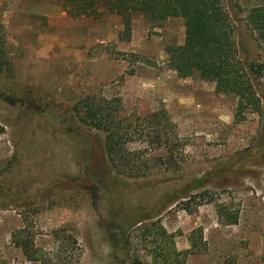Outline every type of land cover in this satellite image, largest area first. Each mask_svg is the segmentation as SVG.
Masks as SVG:
<instances>
[{
    "label": "rangeland",
    "instance_id": "374dc122",
    "mask_svg": "<svg viewBox=\"0 0 264 264\" xmlns=\"http://www.w3.org/2000/svg\"><path fill=\"white\" fill-rule=\"evenodd\" d=\"M223 2L258 113L240 116L234 97L168 68L180 19L135 16L126 31L103 10L72 19L62 0H0V264H37L12 243L19 231L53 264H158V226L191 252L185 264H264V43L246 18L261 0ZM86 97L119 101L110 113L131 126L126 148L144 166L110 170L103 133L81 121ZM161 110L179 142L171 165L150 134L143 144L145 117ZM55 233L67 247L58 262Z\"/></svg>",
    "mask_w": 264,
    "mask_h": 264
},
{
    "label": "trees",
    "instance_id": "16d2710c",
    "mask_svg": "<svg viewBox=\"0 0 264 264\" xmlns=\"http://www.w3.org/2000/svg\"><path fill=\"white\" fill-rule=\"evenodd\" d=\"M62 9L72 19L100 18V10L115 15L122 20L124 30H129L130 22L135 16L142 17L146 22L154 25L162 24L170 19H180L184 27V40L180 45H170L166 48L168 68L176 73L180 79L197 78L214 84L215 92L236 99V113H258L260 100L256 95L249 71L238 60L235 29L230 13L223 0H62ZM247 25L257 42L264 43V0L254 6L247 14ZM1 45V43H0ZM9 64L0 58V72ZM3 70V71H4ZM7 72V70H5ZM251 73L259 75L251 68ZM6 74V73H5ZM119 104L118 100H104L86 97L79 102L83 112L82 123L103 133L102 151L107 166L118 175L126 171L137 170L146 163L144 155L130 153L126 148L134 135L127 126V121L110 113L109 106ZM151 133L144 138L145 147L156 143L158 150H164L168 160L174 164V150L178 145V138L174 126L164 111H159L145 117ZM3 129L0 127V135ZM149 134L154 143L147 141ZM142 152L143 154H147ZM140 163V166H139ZM156 225L152 224L153 229ZM148 228V227H147ZM146 228V233L149 230ZM156 229V230H155ZM155 232L151 231V238L166 242L164 253L157 254L154 248V261L158 264H185L191 252H178L174 244V236L168 235L160 226ZM143 233L144 235L146 234ZM56 234V233H55ZM58 243L56 261L67 251L66 244L57 236ZM148 236V235H146ZM60 239V240H59ZM67 239H72V236ZM12 243L22 251V255L30 263L53 264L50 258L34 247L32 241L27 242L23 232L12 235ZM154 242L153 244H155ZM193 246V241L190 240ZM68 247L71 245L68 242ZM71 251L77 252L75 241Z\"/></svg>",
    "mask_w": 264,
    "mask_h": 264
},
{
    "label": "crops",
    "instance_id": "0c3cea01",
    "mask_svg": "<svg viewBox=\"0 0 264 264\" xmlns=\"http://www.w3.org/2000/svg\"><path fill=\"white\" fill-rule=\"evenodd\" d=\"M36 4H37V3H36ZM43 8H44V7H43ZM36 9H37V10H36V11H34V13H35V14H38V13H39V11H41V9H42V5H41V7H40V8H37V7H36Z\"/></svg>",
    "mask_w": 264,
    "mask_h": 264
}]
</instances>
